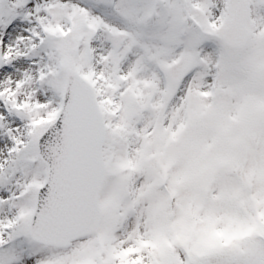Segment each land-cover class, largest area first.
<instances>
[{
    "label": "snow or ice",
    "instance_id": "6c2138e0",
    "mask_svg": "<svg viewBox=\"0 0 264 264\" xmlns=\"http://www.w3.org/2000/svg\"><path fill=\"white\" fill-rule=\"evenodd\" d=\"M0 264H264V0H0Z\"/></svg>",
    "mask_w": 264,
    "mask_h": 264
}]
</instances>
